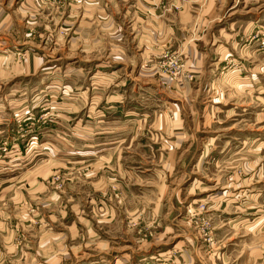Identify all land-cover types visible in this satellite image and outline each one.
Instances as JSON below:
<instances>
[{"label": "rangeland", "instance_id": "374dc122", "mask_svg": "<svg viewBox=\"0 0 264 264\" xmlns=\"http://www.w3.org/2000/svg\"><path fill=\"white\" fill-rule=\"evenodd\" d=\"M126 1L0 0V264H264V0Z\"/></svg>", "mask_w": 264, "mask_h": 264}, {"label": "crops", "instance_id": "0c3cea01", "mask_svg": "<svg viewBox=\"0 0 264 264\" xmlns=\"http://www.w3.org/2000/svg\"><path fill=\"white\" fill-rule=\"evenodd\" d=\"M92 1L100 2V0H89V2H92ZM150 1L151 0H127L126 1V2H128V4H127V17L130 16V18L126 24V27H128V29H130V30H127V32L129 33V36L133 37L134 40H137L139 42L143 41V40H149L152 36V33H167V32L182 33V31L188 33L189 31H193L192 25L194 26V24H193V16L194 15L192 13L183 12V13H181V15H179V14L172 15V16H175L174 17L175 24L174 23H168V21L170 19H168L167 17L170 18V15L166 16L165 19L160 18L158 21H155L154 19L152 20V18L147 13V11L150 10V8L148 9V7L150 6ZM164 1L169 4L175 0H164ZM111 4H113V3H111ZM107 5H108V3H105L106 7H107ZM111 9H113V8H111ZM212 13H213V9H212ZM159 16H161V15L159 14ZM155 17H156V15H155ZM176 18L178 19V22H176ZM187 26H189L191 28H188ZM95 29L97 32V28H95ZM189 39H192V36L189 37ZM197 46H199V44L197 41H195L189 47L190 48H193V47L196 48ZM177 134H181V133H177ZM255 134L257 135V132ZM223 223H225V221H223ZM132 244L134 245V242H132ZM126 246L129 248H121L120 249V252H125V253H121L122 255L120 256L122 258V261L120 262L121 264H124L127 262V260H125L124 256H129V253L132 252L131 245L127 244ZM196 247H197V245H196ZM198 253H199V250H198ZM198 253H195V255H196L195 257L197 258V260L199 259ZM142 255H143V258H146V256H148V257L151 256V253H150V251H146ZM198 261H200V259ZM117 262H118V259L113 264H118Z\"/></svg>", "mask_w": 264, "mask_h": 264}]
</instances>
